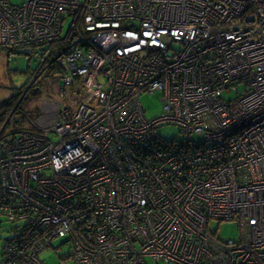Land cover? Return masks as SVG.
Listing matches in <instances>:
<instances>
[{
	"label": "built area",
	"instance_id": "1",
	"mask_svg": "<svg viewBox=\"0 0 264 264\" xmlns=\"http://www.w3.org/2000/svg\"><path fill=\"white\" fill-rule=\"evenodd\" d=\"M0 48L57 51L60 82L0 111L1 264L65 238L71 264H264V0H0Z\"/></svg>",
	"mask_w": 264,
	"mask_h": 264
},
{
	"label": "rangeland",
	"instance_id": "2",
	"mask_svg": "<svg viewBox=\"0 0 264 264\" xmlns=\"http://www.w3.org/2000/svg\"><path fill=\"white\" fill-rule=\"evenodd\" d=\"M22 0H10L12 4H21ZM57 51H55L56 55ZM40 52L37 50L35 55H27L22 52H14L0 48V108L12 95L18 90L26 87L28 84L31 88L37 87V92L29 93L23 100V110L32 111L37 109L44 98L48 95H58L60 82L56 74H50L44 77V71L41 67L42 60ZM45 75V76H46ZM40 81L42 84L40 85ZM227 96V95H226ZM233 97L234 94H231ZM141 104L145 110V117L152 119L161 113L162 107L159 102V95H142ZM1 111V110H0ZM13 118L18 119V115ZM159 135L166 140H173L179 135V131L174 126H165L158 129ZM193 137V140H198ZM14 225L5 221L0 216V264L3 259V247L5 240L14 236L12 228ZM209 230L216 234L220 240L235 239L239 234L238 227L232 222L210 221ZM70 249L65 239H55L52 247L42 252L40 259L44 264H71L67 262Z\"/></svg>",
	"mask_w": 264,
	"mask_h": 264
},
{
	"label": "trees",
	"instance_id": "3",
	"mask_svg": "<svg viewBox=\"0 0 264 264\" xmlns=\"http://www.w3.org/2000/svg\"><path fill=\"white\" fill-rule=\"evenodd\" d=\"M39 52H40L39 55H40L41 60H42V65H41L40 68H42L43 71H44V75H43L44 77H41V78H45V77H47V75H50V74L51 75L52 74H57L58 71H59L58 70V62L59 61H58V58L56 56L57 54L56 55L55 54L54 55L51 54V55H49L47 57L43 53H41V50H39ZM35 54H37V51L35 52ZM41 84H42V82L40 81V85ZM37 87H35L33 89L28 84L26 87H24L22 89H18L12 95V97L9 98L7 101H5L4 104L1 106L0 110H1V112L2 111L4 112V116L11 115V121L15 120L14 121L15 124H17V126H20V127H23L24 124H29V122H32L34 120V118L38 115L40 106L37 109H34L33 112L32 111H27L26 112V111L23 110L22 104H23V100L27 97V95L29 93H31V92H33V93L37 92ZM48 96H53V94L52 95H48ZM15 114L19 116L18 119L13 118ZM17 126H16V128H17ZM25 128H26V126H25ZM5 221H7L6 218H5ZM7 222L9 223V221H7ZM16 228H17V226H15V225L12 228V231L14 233H16L15 232V229ZM12 238L7 239V240H11ZM7 240H5V241H7Z\"/></svg>",
	"mask_w": 264,
	"mask_h": 264
}]
</instances>
